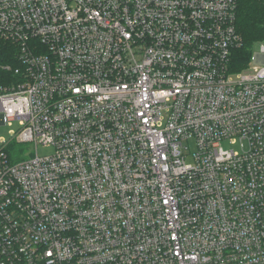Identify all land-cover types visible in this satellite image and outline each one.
<instances>
[{
	"label": "built area",
	"instance_id": "obj_1",
	"mask_svg": "<svg viewBox=\"0 0 264 264\" xmlns=\"http://www.w3.org/2000/svg\"><path fill=\"white\" fill-rule=\"evenodd\" d=\"M235 21L236 0H0V124L54 150L0 140V264H264V43L232 72Z\"/></svg>",
	"mask_w": 264,
	"mask_h": 264
},
{
	"label": "trees",
	"instance_id": "obj_2",
	"mask_svg": "<svg viewBox=\"0 0 264 264\" xmlns=\"http://www.w3.org/2000/svg\"><path fill=\"white\" fill-rule=\"evenodd\" d=\"M236 29L241 37L242 45L231 55L232 72L244 70L256 44L264 43V0H236ZM0 66L6 63L15 65L12 56L15 45L0 43ZM4 73L0 70V81Z\"/></svg>",
	"mask_w": 264,
	"mask_h": 264
},
{
	"label": "rangeland",
	"instance_id": "obj_3",
	"mask_svg": "<svg viewBox=\"0 0 264 264\" xmlns=\"http://www.w3.org/2000/svg\"><path fill=\"white\" fill-rule=\"evenodd\" d=\"M259 45L256 44L254 46V52L258 50ZM17 123H13L12 125H2L0 124V140H5L8 142V147L4 149V152L8 154L14 161H19L21 159H29L36 156V154L40 157L51 155L54 150L50 147L39 145L37 148V152L34 149V146L30 143H22L19 144L15 140H13V133L18 131ZM191 150H195L194 142H190ZM225 148H234L235 150L239 149L238 145L231 147L229 144L223 143ZM14 155V156H13ZM190 162V159H189Z\"/></svg>",
	"mask_w": 264,
	"mask_h": 264
}]
</instances>
